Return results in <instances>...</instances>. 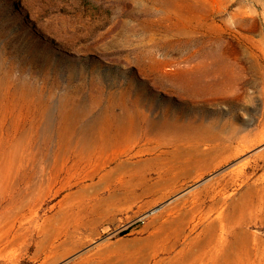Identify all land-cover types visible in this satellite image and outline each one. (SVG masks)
<instances>
[{
  "label": "rangeland",
  "instance_id": "374dc122",
  "mask_svg": "<svg viewBox=\"0 0 264 264\" xmlns=\"http://www.w3.org/2000/svg\"><path fill=\"white\" fill-rule=\"evenodd\" d=\"M183 217L144 264H264V0H0V264H122Z\"/></svg>",
  "mask_w": 264,
  "mask_h": 264
},
{
  "label": "bare ground",
  "instance_id": "6f19581e",
  "mask_svg": "<svg viewBox=\"0 0 264 264\" xmlns=\"http://www.w3.org/2000/svg\"><path fill=\"white\" fill-rule=\"evenodd\" d=\"M116 117V116H115ZM111 122V121H110ZM114 122V121H113ZM120 122V121H119ZM112 124V123H111ZM119 126V125H118ZM123 127V126H122ZM121 127V128H122ZM125 127V126H124ZM117 129V128H116ZM122 129H124V128H122ZM133 129V128H132ZM148 130V129H147ZM130 132V131H129ZM128 132V133H129ZM136 129L134 128L133 130H131V132L128 134V135H126V136H122L121 138L122 139H126L127 140V142L128 141H132V140H134L135 141V139H136V137H137V134H136ZM192 132V131H191ZM149 134V133H148ZM209 134V133H208ZM190 135H191V133H190ZM118 136V135H117ZM121 136V135H120ZM201 136H203V135H201ZM204 136H205V134H204ZM208 136V135H207ZM197 137V136H196ZM113 138V137H112ZM119 138V137H118ZM193 138H195V137H193ZM120 139V138H119ZM118 139V140H119ZM180 139H182V138H180ZM188 139H190V138H188ZM197 139H198V137H197ZM202 139V138H201ZM207 139V138H206ZM205 139V140H206ZM204 140V139H203ZM84 141V140H83ZM87 141V140H86ZM193 141V140H192ZM115 142V141H114ZM198 142V141H197ZM201 142V141H200ZM130 143V142H129ZM124 144V143H123ZM220 147H215V149L213 150V152H216L218 149H219ZM220 151H222V149L220 148L219 149ZM211 154H212V152H211ZM159 158V157H158ZM217 158V157H216ZM159 160V159H158ZM152 162V161H151ZM147 164V163H146ZM131 164H127V163H125V162H120L118 165H117V168L115 167V169H117L118 171H128V172H131L132 171V168L134 167H132V166H130ZM134 165V164H133ZM134 169H135V167H134ZM150 169V168H149ZM152 169V168H151ZM188 169H190V168H188ZM114 170V169H113ZM141 171V170H140ZM139 171V172H140ZM148 171V170H147ZM238 171V170H237ZM127 172V173H128ZM185 172V171H184ZM143 173V172H142ZM188 173V172H187ZM233 173H234V171H233ZM144 174V173H143ZM147 174V173H146ZM145 174V175H146ZM164 174V173H163ZM132 175H134V174H132ZM138 175V174H137ZM137 175H136V177H137ZM177 175V174H176ZM185 175H186V173H185ZM163 176V175H162ZM223 176H225V175H223ZM130 177V176H129ZM175 176H173L172 178H170V177H168V178H166V177H162V178H160L159 179V181H157L156 183H150L149 182V180L148 179H146V178H142V179H140L141 180V183L145 186V191H147V192H149V191H151V190H153L154 188H159V187H163L164 189H166V191L164 192V194H166L167 192H168V190H169V188H171L172 187V185H173V181L176 179V178H174ZM133 180V179H132ZM132 180H126V181H123V182H121V184H120V186H119V189H117V190H115V192H114V194L115 195H117V194H129V192H132V193H134V191H135V185L134 184H131L130 182H132ZM212 183H214V182H212ZM212 183H211V185H212ZM119 185V184H118ZM208 185V184H207ZM118 188V187H117ZM203 189V188H202ZM198 191V190H197ZM202 191H204V190H202ZM245 195H249V194H247V192L245 193ZM126 197V196H125ZM223 197H225V196H223ZM258 197V196H257ZM237 198V197H236ZM253 198V197H252ZM225 201V200H224ZM256 201H257V199H256ZM217 203V202H216ZM216 203H214V201H213V207L212 208H214V209H216V207H217V209H218V203L216 204ZM220 205H222V204H220ZM225 205V204H224ZM227 205V204H226ZM260 207V206H259ZM221 208V207H220ZM229 213L225 216V219L226 220H229V218H232V214L231 213H235V212H241V213H244V212H246V211H251V210H253L254 208H256V207H254V202L251 200V199H249V198H244V199H241V200H234L231 204H230V206H229ZM216 209V210H217ZM222 209V208H221ZM220 209V210H221ZM220 210H219V214L218 215H220L221 213H220ZM218 211V210H217ZM180 212V211H179ZM224 212V211H223ZM222 212V213H223ZM226 213V212H225ZM184 215V214H183ZM187 216V215H186ZM175 217H179V215L178 216H175ZM188 217V216H187ZM174 219V218H173ZM180 219V218H179ZM179 219H178V221H173L172 220V222H170L169 224H166L167 222H169V221H171V220H169V221H167L166 223H165V225L163 226V230H162V232H160V233H155V234H153L152 236H150L149 238H147L146 240V243L143 245V246H141V247H139L138 249V252L136 253V254H131V255H129V256H127L125 259H124V262H122V264H144L148 259H149V257H151L152 256V250L153 249H156V250H159V249H164L165 247L166 248H170V246L172 245L171 243L173 242V241H175V240H177L178 238H179V236L181 235V233L183 232V230H184V226H185V224L189 221H187V219L185 220V218L183 217V219L181 220V221H179ZM189 219V218H188ZM216 219V218H215ZM219 219V220H218ZM218 219L216 220V221H213V220H211V221H213L212 223H211V227L210 228H208V232L201 238V240H202V244H204L205 242H209V240H210V242H215V243H223V239H224V235H223V232H221V233H219V232H217V229H218V227L220 226V225H222L224 222V218L223 217H218ZM167 220V219H166ZM175 220V219H174ZM187 221V222H186ZM220 223V224H219ZM230 223V222H229ZM216 224H219L218 226L216 225ZM221 228V227H220ZM205 230V229H204ZM225 230H226V228H225ZM219 231V230H218ZM242 232V231H241ZM240 233V232H239ZM239 235V234H238ZM236 240V239H235ZM238 241H239V239H237ZM244 241V240H243ZM241 243V242H240ZM247 244H246V258H247V260L249 261V262H251V259H252V257H251V255L253 254V250H252V247H251V243H249V242H246ZM233 244H236V243H234V241L231 243V244H229V245H227L226 246V252H233V249H234V247L232 248V246H233ZM155 253V252H154ZM154 255V254H153ZM111 261V260H110ZM253 261V260H252ZM111 263V262H110ZM252 263V262H251ZM112 264H118V263H114V261H113V263ZM167 264V263H166ZM169 264H185V260H180V259H175V260H173V262L172 263H169Z\"/></svg>",
  "mask_w": 264,
  "mask_h": 264
},
{
  "label": "crops",
  "instance_id": "0c3cea01",
  "mask_svg": "<svg viewBox=\"0 0 264 264\" xmlns=\"http://www.w3.org/2000/svg\"><path fill=\"white\" fill-rule=\"evenodd\" d=\"M176 241H177V240H175V241H173V242L171 243L172 245L170 246V248H172V247L175 246ZM213 244H216L217 246H220V245H221V246H224V247H223V252H224V253H230V252H226V246L229 245V244L225 245L224 243H221V242H220V243H215V242H210V240H209V242H205L204 244H200V245H202V246H201V247H202V249H201L202 254H208V253H209V250L207 249V247H210V246L213 247ZM170 248H166V247H165L164 249H170ZM162 250H163V249H162ZM192 250H193V249H192ZM192 250H191V251H192ZM180 254H181V256H182L183 258H185V259L189 258V259H190V258H191L190 255H191V254L193 255V252H184V253H180ZM202 254H201V255H202ZM192 255H191V256H192ZM175 259H180V260H181L180 257H179V258H175ZM175 259H174V260H175ZM172 262H173V261H172ZM186 262H187V261H185V263H186Z\"/></svg>",
  "mask_w": 264,
  "mask_h": 264
}]
</instances>
